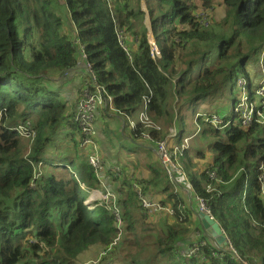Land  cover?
Wrapping results in <instances>:
<instances>
[{
  "label": "trees",
  "instance_id": "1",
  "mask_svg": "<svg viewBox=\"0 0 264 264\" xmlns=\"http://www.w3.org/2000/svg\"><path fill=\"white\" fill-rule=\"evenodd\" d=\"M222 2V23L234 28L230 33L199 23L197 15L208 8V0H144L145 10L141 0H0V264H71L95 245L103 250L111 246L108 256L122 244L124 234L138 229L163 264H264V122L243 127L232 110L229 118H222L221 128H212L208 123L215 124V115H198V123L210 126L203 125L201 134L212 135V161L195 171L196 161L185 148L174 157L178 171L172 177L161 164H148L151 179L141 182L143 195L171 211L153 215L143 211L131 185L118 190L123 193L118 199L122 212L110 191L111 205L86 204V192L99 189L101 182L87 160L63 151L57 138L66 128L70 132L65 140L69 137L79 146L80 130L73 123L78 99L74 110L57 91L74 75L82 89L92 88L94 80L101 85L125 125L127 118L136 121L130 128L134 144L145 135L151 146L166 141L169 152L184 141L183 126L176 139L166 140L160 129L139 122L140 113L146 111L150 123L157 124L169 116V108L175 110L171 102L184 108L216 96L226 82L235 85L240 78L246 79L252 102L257 89H252L245 67L255 57L241 54L235 36L238 31L257 34L260 54L264 0ZM146 15L158 55H152L148 28L142 24ZM259 110L264 115V108ZM20 125L30 130L22 135ZM197 154L199 159L206 156ZM38 166L45 173L36 177ZM174 176L180 189L190 192V205L176 191L153 199L177 187ZM201 203L225 233L227 246L217 245L201 228ZM159 214L168 215L163 226L147 220ZM159 228L162 232L156 234ZM106 255L98 264H105Z\"/></svg>",
  "mask_w": 264,
  "mask_h": 264
},
{
  "label": "rangeland",
  "instance_id": "2",
  "mask_svg": "<svg viewBox=\"0 0 264 264\" xmlns=\"http://www.w3.org/2000/svg\"><path fill=\"white\" fill-rule=\"evenodd\" d=\"M208 1H209L208 8L200 11L199 14L197 15L199 18V23H201L203 26L210 25L212 28L213 27L218 28L222 26V29H221L222 31H228L230 33L234 28H232L231 25L229 24L223 25L222 23L225 17V10H226L222 0H208ZM140 5L145 10L144 0L143 1L141 0ZM142 24L148 28L149 43L157 49L154 38L152 37L151 32L149 33V30H151V24H150L149 17L147 15L144 16V19L142 20ZM136 29L137 30L140 29L139 22H137ZM65 30L66 29H63V31ZM119 38L121 41L125 39L123 35H119ZM235 39H236V42L240 46L241 54H248L249 52H251V54L253 55L252 57H255V60H254L248 56L249 60H248V64L246 65L245 69H246V72H248V74L251 77V81L253 84L252 89H257V91L259 89H262L261 95L258 94L256 91V94L253 96V101L249 102V100L246 98V96L248 95L246 87H245V85L247 84L246 79L240 78L237 84L235 85L234 84L231 85V82L228 81L223 85L221 92L214 97L200 99L192 103L191 105L186 106L181 109H179L177 102H174V101L171 102L170 104L175 106V110L173 108H169L171 112L168 117H164L163 121H160L157 124H152V123L148 124L149 127H153L158 130L160 129V131L165 133L166 140L168 139V137L171 140L176 139L178 132L182 130L180 128V126L182 125L185 130L183 131L184 133L182 136L184 138V141H181L179 145H175L176 147H178L177 150H175L176 152L175 158L177 157L178 151L182 153V149L189 148L188 150L189 157H191L193 161H196L195 162L196 167L194 168L195 171H201L203 168H205V166L208 163L212 161V152L208 149V144L210 143V141H212L211 140L212 135L209 134L208 136H203L201 134L203 125L204 127H206V125L207 127H210L209 125H211L212 128H218V127L221 128L223 125L222 118L223 117L229 118L231 115V111L235 110L237 108L238 103H241V102L245 103V106L246 104L247 105L251 104L252 106L259 107V109L264 108V103L261 102L262 101L261 99L264 100V61H263L264 49L257 56L258 50L262 46V40L255 33L245 32L243 34H239V31L236 34ZM68 80H71V82L67 84L66 86H64L62 89H57V91L60 93L62 100L66 101V104H68L69 106H72L74 101L76 102V100L79 99L80 97V94L82 91V88H81L82 84L79 82V78H77L76 75H74V77H72L71 79L69 78ZM170 104L168 105L171 106ZM242 106H244V104ZM103 108H104V105H101L100 110H99L100 113ZM112 113L114 112L108 113L109 118L106 116V114L101 113L102 114L101 116L102 117L104 116L101 119L102 121H104V123L106 124V127L108 128V131L105 132V134L107 135L105 139V144L107 148L112 149L111 151H112L113 157H117L119 159V161H116V162L120 163L121 165H124L126 169L121 172V175L119 174L118 176H115L117 185H113L111 187L109 185V182L112 181L113 179V175H115L113 174V172L111 174L112 177L110 178V181L106 182L105 180L104 182L106 183V185H108L113 190L112 191L110 189L116 196L120 211L122 212L121 203L118 199H120V197L123 196V193H120L118 190L121 187H125L126 190H129L130 185L132 186V188L134 185H139L142 191L141 182L149 181L151 179V173H150L148 164L150 163L159 164V165L161 164V167H163V165L157 153V148H155L158 143L155 144L154 146H151V142H149V138L147 136L139 139L138 141L140 142L138 143V145L131 143L130 139L128 138L131 136L130 128H128L125 125L126 120L124 119L123 116L115 115ZM205 113H210L211 116L215 115L214 120L217 119L216 117H218L217 122L215 124L208 123L209 124L208 125L206 123H203L202 120H200V123H198L197 122L198 120H196V117L198 115L200 116L204 115ZM239 114L240 112L236 111L237 118L239 117ZM253 115L254 113L252 114V123H253ZM181 116L183 117L182 122L179 121ZM250 116L251 115L249 114H245V117H250ZM262 116L264 118L263 114ZM123 120L125 121V123ZM27 128H29V126H27ZM68 131L70 130L64 128L62 132L59 133L57 136L58 141L61 142L60 145L63 147L62 150L67 151V152L69 151L68 152L69 155L77 156L80 158L81 161H86V156H87L88 151L86 149H80V147L78 146V142H76L77 145L75 144L76 147H74L69 137L66 138L65 140V134H68L69 133ZM219 131H220V137L221 136L225 137L224 129H220ZM194 134H196V136H193ZM172 137H174V139H172ZM77 138H79V135L77 136ZM24 143H25V146L27 145L26 151L28 152L30 143L28 140H25ZM143 145H145L148 149L149 147L152 148L153 153L148 152L147 149L144 150L145 148L141 147ZM102 146L105 147L104 144H102ZM48 147H49V150L52 149L51 145H48ZM97 148H98V152L101 154V157L103 158L101 168L98 170V173L101 177V175L105 173L107 164L105 165L106 160H104L101 145L99 144ZM199 152H203L204 156L206 155L204 159L198 158L199 154L197 153ZM173 164H175L174 161H173ZM38 167H39V172L35 175L36 177L45 173L44 167L42 166H38ZM173 179H174V182L177 183V187H169L167 188L166 192L158 193L157 195L153 193L154 194L153 199L159 200L160 198H166L167 196L166 194H168V192L176 191L177 194L181 198L183 199L191 198L192 200V197L190 196V192H187V191L185 192L183 189H180L181 184H179L178 179L175 176L173 177ZM116 181H113V184ZM119 184L120 186H118ZM80 187L82 191H85V188H83L82 186ZM158 188L159 187L157 186V189ZM92 190H96L100 192L101 194H104L102 191L98 190V188L96 187L93 188ZM89 198L90 197L87 198L88 201H90ZM130 201L136 204V201L133 197H131ZM111 203L112 201L102 202V204L107 205V206L111 205ZM194 205L198 206L196 202H194ZM137 211L138 210L135 211L136 214H137ZM140 213L141 212L139 210V214L137 215L138 218L141 217ZM167 217L168 215L166 214H159L153 217L149 216L147 217V220L152 221V224L155 223L156 227H160V226H163L166 221L167 222L169 221L168 219H166ZM158 232H162V229L159 228L158 230H156V234ZM140 233H141L140 229H138L134 231L133 235L124 234V236L121 238V241H123L122 244L120 245L118 243L115 248L116 250L111 255H108V256L106 255L107 260L105 259L104 261L105 264H132V263L141 264V261L143 262V264H163L164 261H162V259L159 260L158 254H155L153 250V245L145 246L149 240L144 241ZM102 251H103V248H101L100 246H97V245L92 246L86 251L80 253L76 257L74 262L71 264H84L88 261H93L98 257V255ZM132 261H135V262H132Z\"/></svg>",
  "mask_w": 264,
  "mask_h": 264
},
{
  "label": "built area",
  "instance_id": "3",
  "mask_svg": "<svg viewBox=\"0 0 264 264\" xmlns=\"http://www.w3.org/2000/svg\"><path fill=\"white\" fill-rule=\"evenodd\" d=\"M151 53L154 55L155 53H158V50L154 47L151 46ZM83 58H85V55H82ZM87 71L92 73L90 69V65L86 64ZM92 76V75H91ZM93 80V76H92ZM262 89H259L257 91L258 94L261 93ZM247 98V96H246ZM245 98V100H246ZM111 96L107 94L105 89L96 83V81H93L92 88H84L82 89V92L80 94V97L77 102V109L76 113L73 117V123L77 125L78 129L80 130V139H79V146L80 149H86L88 151L86 160L88 164L96 171V175L99 179V173L98 170L101 168L102 165V159L99 155L98 149H97V144H96V129H95V116L96 113L99 112L100 106L104 105V108L102 109L105 111L104 113H110V112H117L113 106H112V101H111ZM244 104V106H242ZM248 106V107H247ZM143 107L146 110V101L144 100ZM235 113L240 112L239 114V122L243 127H247L252 123V114L253 115V121L263 123L264 118L262 116V112L259 109H256L255 106H252L251 104L245 106V103L241 102L238 103L237 108L234 110ZM262 113V114H261ZM245 114L251 115L250 117H245ZM215 118V117H214ZM212 120L213 123H216L218 120L217 119ZM130 128H135L136 126V121L127 118ZM138 120L140 123L147 125L150 123L148 116L146 114V111L140 113L138 115ZM19 130L22 131L23 133H26L28 130H30L27 127L23 126H18ZM145 137V135H143ZM178 147H175L172 152H169L167 147H166V141H161L157 144V153L159 155L160 161L163 165V168L166 170L167 174L172 177V172L178 171V166L176 164H173L174 157L176 155L175 150H177ZM167 165V166H166ZM260 170L263 171L262 175L260 176V180L262 182V195L264 196V164L260 166ZM100 180V179H99ZM101 182V181H100ZM101 186L104 188L100 191H102L104 194H101L100 192L96 190L91 191V196L95 198L96 200H99L101 203L102 202H108L109 198L112 197V194L106 189V187L102 184ZM133 189L137 193V199L140 203V206L142 207L143 211L147 215H153L157 214L161 211H167L168 213H171L170 209L163 207V205L158 202V201H150L148 200L142 193L141 187L139 185H134ZM201 206L206 209L202 203ZM115 219L117 220L118 225L120 224V217H119V209L117 206L111 207ZM206 211H208L206 209ZM209 213V211H208ZM210 214V213H209ZM115 244V242L113 243ZM110 248H107L106 250H103L98 259L93 260V261H88L84 264H98L99 259L103 256H105L108 251H110Z\"/></svg>",
  "mask_w": 264,
  "mask_h": 264
},
{
  "label": "crops",
  "instance_id": "4",
  "mask_svg": "<svg viewBox=\"0 0 264 264\" xmlns=\"http://www.w3.org/2000/svg\"><path fill=\"white\" fill-rule=\"evenodd\" d=\"M73 106H74V110H75V106H76V102L74 101V103L72 104ZM117 113V112H116ZM104 114H106V116L108 117V114L107 113H104ZM112 114H115V112L114 113H112ZM115 115H118V113L117 114H115ZM120 115V114H119ZM121 116V115H120ZM104 117V116H103ZM102 116H101V113L100 112H97L96 113V116H95V129H96V144H97V147L99 146V144L101 145V149H102V152H103V156H104V160H106L105 161V165L107 164V167H106V170H105V173H103L102 175H101V177H100V175H99V179H100V181L102 182V184L106 187V189L108 190V191H110V192H112L110 189V187L111 186H113V185H117V181L115 180L116 179V177L115 176H118L119 174L121 175V172L123 171V170H125L126 169V167L124 166V165H121L120 163H118V162H116V161H119V159L117 158V157H113V154H112V149H110V148H107L106 147V144H105V139H106V137H107V135L105 134V132L106 131H108V128L106 127V124L104 123V121H102V119L101 118H103ZM109 118V117H108ZM124 121V120H123ZM124 123H125V121H124ZM127 127L128 128H130V125H129V122L127 121ZM66 129V128H65ZM103 129V130H102ZM70 132V131H69ZM129 139H130V137H128ZM130 141H131V143H133L132 142V140L130 139ZM102 144H104L105 145V147H103L102 146ZM138 145V144H137ZM80 147V146H79ZM98 149V148H97ZM99 149H100V147H99ZM99 155H100V157H101V154L99 153ZM101 159L103 160V158L101 157ZM160 162V161H159ZM128 163V162H127ZM114 166V167H113ZM113 167V168H112ZM111 168H112V170H111ZM112 172H113V174H115V175H113V179H112V181H110V178L112 177ZM108 174V175H107ZM107 175V176H106ZM120 177V176H119ZM102 178V179H101ZM106 180V182L108 181H110L109 182V185H110V187L108 186V185H106V183L104 182ZM113 181H116L114 184H113ZM122 184V183H121ZM118 186H120V184L118 185ZM118 186H116V187H118ZM125 188V187H124ZM102 189H104L101 185H100V188L98 189V190H102ZM102 191H104V190H102ZM116 197V196H115ZM94 199V198H93ZM193 201V199L191 200V199H188V203H189V205L191 204V202ZM97 259V258H96Z\"/></svg>",
  "mask_w": 264,
  "mask_h": 264
},
{
  "label": "water",
  "instance_id": "5",
  "mask_svg": "<svg viewBox=\"0 0 264 264\" xmlns=\"http://www.w3.org/2000/svg\"><path fill=\"white\" fill-rule=\"evenodd\" d=\"M150 28V27H149ZM151 30H149V33ZM198 217L200 221L201 228L207 234V236L217 244V245H228V239L219 226V224L213 219V217L204 209L202 206L199 208Z\"/></svg>",
  "mask_w": 264,
  "mask_h": 264
},
{
  "label": "clouds",
  "instance_id": "6",
  "mask_svg": "<svg viewBox=\"0 0 264 264\" xmlns=\"http://www.w3.org/2000/svg\"><path fill=\"white\" fill-rule=\"evenodd\" d=\"M156 55H157V54H156ZM91 191H92V190L86 192L87 194H86V197H85V201L87 200V198H88L89 196H91V195H90ZM94 201H98V202L100 203L99 200H96V199L94 198L93 200L86 201V204H87V203H88V204H89V203H92V202H94ZM99 255H100V254H99Z\"/></svg>",
  "mask_w": 264,
  "mask_h": 264
}]
</instances>
